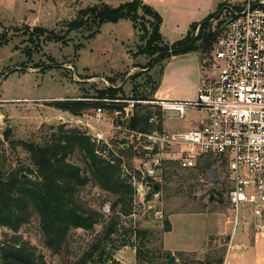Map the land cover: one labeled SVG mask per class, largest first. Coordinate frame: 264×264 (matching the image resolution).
Returning <instances> with one entry per match:
<instances>
[{
  "label": "rangeland",
  "instance_id": "374dc122",
  "mask_svg": "<svg viewBox=\"0 0 264 264\" xmlns=\"http://www.w3.org/2000/svg\"><path fill=\"white\" fill-rule=\"evenodd\" d=\"M98 1L0 0V165L4 169L20 167L22 176L35 180L36 167L19 141L42 143L50 139L53 133L58 138L61 128L65 131L80 129L88 134L97 129L103 132L105 139L118 153L122 154V144H134L133 149L122 154L121 167L125 164L130 171L123 168V176L131 179L130 174L135 175L137 185L139 182L148 185L142 179L141 171H145L146 158L141 153V145L126 131L114 133L109 123L114 118L115 110H120L124 103L128 106L127 100L134 99L136 94L151 93L158 80L161 63L144 67L154 58L139 54L143 32L135 31L129 19L106 22L93 37L89 36L87 29L68 34L67 23L76 18L81 8ZM103 1L117 6L131 0ZM245 1L218 0L214 11L219 4L225 5L219 11L218 21L230 15L231 6H242ZM37 26L66 35L68 41L63 43L44 39L35 46L23 33ZM5 34L6 38H10L9 43H4ZM110 77H116V81L112 82ZM149 77L153 79L148 80ZM114 86L121 87L119 95L122 98L92 97L98 89ZM82 99L90 103L99 101L104 105L91 104L77 115L55 105L56 101ZM101 106L106 113L98 122L96 109ZM199 116L191 112L183 118L163 117V127L184 130L195 126ZM67 160L81 165L84 170L87 168L84 156L78 149ZM173 169L166 175L164 163L154 169L149 182L159 187L158 192L154 188L152 194L148 192L140 196L136 193L132 201L120 204L117 203L118 195L102 189L93 181L80 186L76 192L77 201L85 209L97 210L99 222L93 229H73L58 252L44 245L39 215L35 211L31 212L29 220L21 225L18 232L0 226V250L14 238H19L36 247V255H43L47 264H76L100 239L98 254L80 264H137V239L133 230L140 227L161 231L165 219H168L173 231L163 233L162 247L168 255L176 256L175 264H216L223 251L226 258L230 243L231 225L226 223L229 208L226 174L217 161L204 173L199 172L198 166L188 170ZM211 170L221 172L223 188L221 184L211 181ZM174 171L176 174H173ZM211 191L221 193L223 200L211 201ZM111 220L117 222V230L106 238L105 227ZM221 230L223 233L217 232ZM165 246L184 250H167ZM180 251L189 254L184 261L178 256ZM103 260L104 263L101 262Z\"/></svg>",
  "mask_w": 264,
  "mask_h": 264
},
{
  "label": "trees",
  "instance_id": "16d2710c",
  "mask_svg": "<svg viewBox=\"0 0 264 264\" xmlns=\"http://www.w3.org/2000/svg\"><path fill=\"white\" fill-rule=\"evenodd\" d=\"M223 7L225 5L221 3L216 11L211 12L203 20L193 22L187 34L173 43L166 41L161 33L162 15L143 0L126 1L117 6L99 0L98 3L83 7L78 11L76 18L67 23V33L87 29L90 32L89 36L93 37L106 22L116 23L123 18L131 20L134 30L143 32L141 36L139 35L142 41L139 54L154 58L153 62L144 67L149 68L161 63L158 80L153 85L151 93L134 96V99L151 101L155 99L165 62L173 56L189 53H198L205 59L227 19L232 15V8H241L240 5L231 6L230 15L225 20L218 21L219 11ZM215 19H217L216 23ZM23 34L28 36L35 46H38L44 39L63 41V43L68 41L66 35H59L56 31H48L39 26L28 28ZM4 36V43H9L10 38H6V34ZM109 79L112 82L116 81V77ZM152 79L149 77L148 80ZM120 88L114 86L98 89L92 97L120 99L122 98L119 95ZM91 104L104 105L99 101L90 103L85 99L55 102L57 107L75 115L79 114L83 108L90 107ZM125 105L126 103L122 104L119 109L123 110ZM153 116H157V122L151 123L150 119ZM130 127L140 132H148L155 128L162 130L163 117L160 108L150 103H137L130 120ZM18 143L29 153L36 167V179L32 180L22 176L20 167L6 170L0 165V226L18 232L21 225L29 220L31 212L35 211L39 215L43 243L54 252L61 250L73 229H93L99 222L100 215L97 210L85 209L77 201L76 192L80 186L93 181L102 189L118 195V204L128 200L132 201L136 195V187L130 177L123 176L124 170L121 167L123 162L121 156L123 157L122 154L128 152V148L126 150L121 148L122 154L119 153L120 157H118L108 145L97 144L93 141L92 135L88 132L80 129L65 131L62 128L58 138L53 133L50 139L42 143L35 141H19ZM76 149L80 150L84 156L86 170L81 165L67 160V157ZM214 163L215 161L209 156L203 157L197 165L199 172H206ZM164 168V175L171 172L173 168V170L175 168L184 169L177 161L164 162ZM173 174H176L175 171ZM216 193L223 200L221 193ZM148 197H150L149 194ZM115 230H117V222L109 221L105 227L104 236L110 237ZM171 230V222L168 219H165L161 231L136 227L133 234L137 239L135 244L137 264H169L168 253L162 247V236L163 233ZM154 243L156 245H153ZM100 244V239L92 244L76 264L93 258ZM152 252L154 254L150 255ZM224 253L225 251L222 257L217 259L216 264L224 263ZM188 255L184 251L178 252L181 261H184ZM99 257L102 258V256ZM104 261L101 262L104 263ZM0 264H47V262L43 255H36V247L19 238H14L1 248Z\"/></svg>",
  "mask_w": 264,
  "mask_h": 264
},
{
  "label": "built area",
  "instance_id": "2783aa9c",
  "mask_svg": "<svg viewBox=\"0 0 264 264\" xmlns=\"http://www.w3.org/2000/svg\"><path fill=\"white\" fill-rule=\"evenodd\" d=\"M127 102L123 111H114L109 128L114 133L126 131L142 147L146 158L142 179L148 185H137L136 176L130 174L136 193L143 196L154 191L149 178L164 162L177 161L182 168L192 169L209 156L229 183L226 223L231 232L226 256L237 246L235 237L240 229L252 231L255 238L264 237V0H246L240 9L232 8L202 62V81L195 99ZM140 102L159 107L162 117L170 119L191 112L200 116L195 126L184 130L163 127L140 132L130 127L135 105ZM105 113L102 106L96 109L98 122ZM150 122H157V116ZM91 135L93 141L107 144L120 157L103 132L96 129ZM125 145L134 148L133 143L121 148ZM123 168L130 172L125 164ZM209 177L223 188L219 170L209 171Z\"/></svg>",
  "mask_w": 264,
  "mask_h": 264
},
{
  "label": "crops",
  "instance_id": "0c3cea01",
  "mask_svg": "<svg viewBox=\"0 0 264 264\" xmlns=\"http://www.w3.org/2000/svg\"><path fill=\"white\" fill-rule=\"evenodd\" d=\"M163 18L161 33L173 43L182 39L193 22L213 12L218 0H143ZM202 81V59L198 53L173 56L165 62L155 99L193 100ZM173 231V226H172ZM223 233V230L217 231ZM234 247L223 264H264V237L255 238L252 231L240 229ZM167 250H184L170 248Z\"/></svg>",
  "mask_w": 264,
  "mask_h": 264
},
{
  "label": "water",
  "instance_id": "95a60500",
  "mask_svg": "<svg viewBox=\"0 0 264 264\" xmlns=\"http://www.w3.org/2000/svg\"><path fill=\"white\" fill-rule=\"evenodd\" d=\"M124 149L125 150L127 149V145L124 146ZM155 190H156V192H158L159 191V187L155 186ZM209 196H210V200L211 201L214 200V199L222 200V198H220L215 191H211ZM167 256H169V264H175L176 263V256L174 254H171V255L167 254Z\"/></svg>",
  "mask_w": 264,
  "mask_h": 264
}]
</instances>
